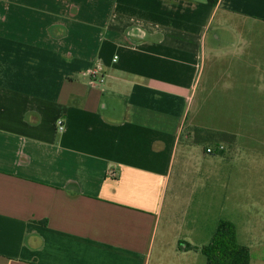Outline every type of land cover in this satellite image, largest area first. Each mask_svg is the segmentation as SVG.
Instances as JSON below:
<instances>
[{"label":"crops","instance_id":"1","mask_svg":"<svg viewBox=\"0 0 264 264\" xmlns=\"http://www.w3.org/2000/svg\"><path fill=\"white\" fill-rule=\"evenodd\" d=\"M257 25L264 0H0V264H197L161 232L183 132Z\"/></svg>","mask_w":264,"mask_h":264},{"label":"rangeland","instance_id":"2","mask_svg":"<svg viewBox=\"0 0 264 264\" xmlns=\"http://www.w3.org/2000/svg\"><path fill=\"white\" fill-rule=\"evenodd\" d=\"M253 28L260 36L251 38L260 42L253 48L239 45L241 52L226 49L225 60L213 72L211 64L206 69L205 78L212 75L217 82L202 99L198 95L183 132L171 202L161 224L167 251L183 253L187 243L208 245L224 220L237 226L240 244L250 248L251 264H264V25ZM195 129L234 133L237 140L233 145L197 143ZM221 145L223 151L206 153ZM197 255L190 261L207 264L201 251Z\"/></svg>","mask_w":264,"mask_h":264},{"label":"trees","instance_id":"3","mask_svg":"<svg viewBox=\"0 0 264 264\" xmlns=\"http://www.w3.org/2000/svg\"><path fill=\"white\" fill-rule=\"evenodd\" d=\"M219 0H209L215 6ZM237 135L226 131H209L195 129V141L200 142H223L233 145ZM223 153V152H221ZM185 250H197L190 244L184 246ZM205 255L208 264H251V251L248 246L239 242L237 226L229 221H221L212 237L211 242L200 248Z\"/></svg>","mask_w":264,"mask_h":264},{"label":"built area","instance_id":"4","mask_svg":"<svg viewBox=\"0 0 264 264\" xmlns=\"http://www.w3.org/2000/svg\"><path fill=\"white\" fill-rule=\"evenodd\" d=\"M99 71H98V69H94V70H92L91 71V75L93 76V77H98L99 76ZM101 83H103V78L101 79V81H100ZM58 130L60 131V132H63L64 130H65V125H64V122L63 121H59L58 122ZM225 149V147L223 146V145H221V146H219V147H217V148H208L207 150H206V153L207 154H214L215 152H217V151H223Z\"/></svg>","mask_w":264,"mask_h":264}]
</instances>
